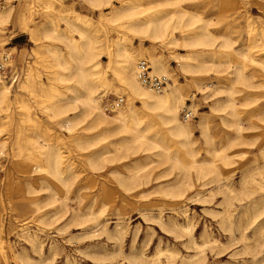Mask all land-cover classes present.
<instances>
[{"label": "rangeland", "instance_id": "374dc122", "mask_svg": "<svg viewBox=\"0 0 264 264\" xmlns=\"http://www.w3.org/2000/svg\"><path fill=\"white\" fill-rule=\"evenodd\" d=\"M61 1L64 7L73 4L76 11L61 18L44 6V0H12L10 16L0 25V52L12 55L19 74L13 84L0 78V84L9 86L10 91L0 106V142L5 143L0 154V264L264 262V0L130 3L143 13L164 8L168 12H185V19L199 14L193 28L205 25L208 39L213 42L212 53L198 52V48L190 53L183 46L166 48L154 44L155 55L168 69L167 82L177 84L185 94L184 101L192 104V109L180 106L178 117L192 125V148L198 159L209 158L213 149L225 145L227 137L235 136L221 120L227 110L224 105L227 78L233 77L238 67L246 79L236 82L232 92L244 134L227 149L230 157L226 164L217 163L203 178H198L193 170L189 177H183L178 186L184 190L181 196L172 194L176 193L180 177L178 168L171 167L158 155L144 157L138 143H130L128 151L116 156L109 153L96 156L104 145L111 148L113 142L131 134L96 139L98 129L89 128L88 119L80 114V104L61 101H73L81 95L82 88L74 81L73 68L69 80L57 78L63 70L53 65L50 51L61 50L65 55L66 40L45 37V29L53 22L58 33H64L80 52L81 37L75 25L88 24L86 28L101 50L100 67L106 70L104 74L109 80V86L98 90L105 104L117 97L110 69L117 63L114 57L113 62L109 61L106 50L114 52L117 37L121 40L120 49L138 47L140 43L139 36L126 27L128 17L111 15L112 9L124 0H112L102 9L93 8L86 0ZM175 36L179 37V32ZM225 38L233 50L219 53L218 50L223 51L219 44ZM152 44L148 38L142 41L145 52L141 59L149 65L151 56L147 49ZM243 52L250 58L240 63ZM188 54L192 56L187 58ZM185 61L200 68L196 72L185 71ZM120 95L126 104L127 96ZM47 97L53 101L60 99L64 111L53 116L45 110V105L52 101ZM216 101L219 106L211 110ZM130 102L140 106L137 98ZM185 109L192 111L190 119L182 118ZM76 116L80 118L72 120L73 127L68 130L65 118ZM200 119L202 125L198 123ZM156 129L171 137L165 125L159 124ZM207 135L212 138L211 145L205 141ZM79 136L87 143L77 144L75 138ZM15 137L21 138L19 158L14 156ZM171 138L176 142V138ZM49 145L62 156L64 178L37 170L31 159L38 146ZM135 165H144V169L131 180L129 172ZM214 173H220L222 181L228 182L237 197L232 200L231 233L226 222L221 223L227 190L211 177ZM53 209L55 214H51ZM241 227L247 235L245 241L239 239ZM244 243L251 248L246 249Z\"/></svg>", "mask_w": 264, "mask_h": 264}, {"label": "bare ground", "instance_id": "6f19581e", "mask_svg": "<svg viewBox=\"0 0 264 264\" xmlns=\"http://www.w3.org/2000/svg\"><path fill=\"white\" fill-rule=\"evenodd\" d=\"M86 1L93 8L102 9L103 6L111 4L112 0ZM132 1L133 0H124L120 6L114 7L112 9L113 12L111 13V15L116 17H128L126 27L132 33L138 35L140 41L138 47H133L131 49H120L121 40L117 37L118 39H115L116 48L114 49V52L106 50L109 61H112V57H114V62L117 63L116 66L110 67L111 74L114 76V80L117 85L115 94L117 96H121L120 94L125 93L127 96V103L123 104L122 102L120 106L114 109V113L106 112L104 109V104H102L100 99L101 96L99 95L98 90L100 87L109 86V80L106 79V75L104 74L106 70H102L100 67L99 55L101 54V50L93 37L90 35L91 31L86 28L88 24L83 23L82 26L75 25V28L79 31L81 37L80 52L77 50L72 41L67 36H65L64 33H58L56 25L53 22L50 23L49 27L45 29L44 35L45 37H62L66 40L65 55L61 53V50L53 49L50 51L53 65L60 67L63 70V72L58 74L57 78L59 80H69L68 76L71 73V68H73L75 70V73L73 74L74 81H76V83L82 88V93L79 97H75L73 101L65 102L64 100H61L63 101V104H80V114L82 115L83 119H88L89 128L98 129V132L95 135L96 139H105L108 136H116L125 132L131 134V137L123 136L119 138L120 140L113 142V147L111 148L104 145L102 150L99 151L96 156L100 157L105 153L116 156V154L119 152L128 151L130 147H128V145L130 143H138L140 145L141 151L144 153V157L149 158L152 155H158L168 162L171 167L178 168V175L180 177L176 182V193L172 194L181 196L184 190H180L178 186L181 182L180 180L183 177H189V172L193 170L196 172L198 178H203L209 173L208 170H212V168H214L217 163L226 164L230 157V153L227 149L232 147L236 140L241 138L244 134L242 131V126L238 123L239 111L236 108V103L234 102L232 92L236 82L241 80L243 82L246 79L243 77L241 68L238 67L234 69L235 75L233 77L227 78V97L224 101V105L227 110L224 115L221 116V120L225 127H228L235 132V136L227 137L225 139V145L220 148L213 149L214 151L209 158L198 159L196 157L197 151L192 148V125L190 122H188L189 120H180L178 117V110L180 106L192 109V104L187 105V103L184 101L185 94L182 93L179 86L175 83L171 84L166 82V85L160 91H154L144 86L137 77L136 61H139L143 57L145 47L142 45V41L148 38L153 42L151 47L147 49L151 56V64L149 67L152 70H150V73H160L165 76L169 74V72L163 60L154 53L155 43H158L160 46L166 48L183 46L188 48V52L190 53L192 50L197 48L200 49L198 52L210 51L212 53L215 51L212 50V47H214L213 42L208 39L209 34L205 25H201L198 28H193L194 19L197 20L199 14L193 15V19H185V12L177 10L168 12L164 8L149 10L143 13L144 11L135 9L136 5H130ZM3 3H5V6H3V4L0 7V25H2L9 18L11 9L13 7L12 0H4ZM44 6L56 13L58 17L61 18H65L67 14L76 11L73 4H71L69 7H64V4L61 0H44ZM176 32H179V37L175 36ZM219 46L223 48V51H217L219 53L226 54L228 53V50H233L232 45L227 42L226 38L222 40ZM172 53H174V51H172ZM240 55L242 59L239 61L240 63H242L244 59L250 58L249 54L246 52L240 53ZM191 56V54L186 55L187 58ZM251 60L253 61V59ZM193 66H197L196 69H192ZM198 68H200V65H192L188 61H185L183 65V70L185 71L196 72L198 71ZM191 79L195 78L191 77ZM197 79H201V77H198ZM117 88H120L121 90ZM9 92V86L1 83L0 106H3L2 104L5 103L4 101L7 98ZM132 98H137L140 102V106H135L132 102H130ZM48 99L51 98L49 97ZM59 102L60 99L57 101L52 100L50 104L45 105L44 108L45 110L50 111L53 116H56L60 114V112H63L65 108V106H61ZM219 104L220 102L216 101L210 106L211 110H216ZM140 110L144 113H139ZM79 118L80 117L78 116L74 118L66 117L64 122L65 127L70 130L73 127L72 120ZM157 118L159 119L158 121ZM198 123L202 125L203 119H200ZM159 124L165 125L166 130L171 135V137L177 139L176 142H174L171 137H165L162 132L156 129ZM202 132H205V128L202 129ZM26 139L29 141L27 137ZM14 140V143L17 145V150L14 156L19 158L21 154V147L19 146L21 138L15 137ZM205 141L208 145H211V136L207 135ZM75 142L77 144L81 143V145H83L84 143H87V140L79 136L75 138ZM4 144L5 143L1 140L0 154L2 153L1 147L4 146ZM82 148H84V146H82ZM28 150L30 149L28 148ZM35 151L37 153L33 154L31 159L35 163L37 170H44L52 176L59 177L60 179L64 178V170L61 167L62 156L60 155L58 149H54L52 145H49L46 147L38 146ZM206 152L209 153L210 150H206ZM93 157L94 156L89 158L91 162ZM102 161L105 160L103 159ZM142 169H144V165H135L132 171L129 172V178L131 180H135L138 176V173ZM220 176V173H214L211 177L223 185L227 190L223 208L225 217L223 220H221V223L226 222L227 230L229 233H231L233 231L231 222L232 200L234 197H237L233 195V190L230 188L228 182L225 180L222 181ZM121 184L123 185V182ZM164 193L166 194L167 192L164 191ZM36 209L38 210V208ZM55 213L56 209H53L51 214ZM185 229L189 231V227H186ZM246 236L244 233V227H241L239 230L240 241H245ZM244 245L246 249L251 248V246H248L245 243ZM253 254L254 253L252 251V255Z\"/></svg>", "mask_w": 264, "mask_h": 264}, {"label": "built area", "instance_id": "2783aa9c", "mask_svg": "<svg viewBox=\"0 0 264 264\" xmlns=\"http://www.w3.org/2000/svg\"><path fill=\"white\" fill-rule=\"evenodd\" d=\"M2 4L3 0H0V7ZM18 75V70L12 63V55L7 51L0 52V78L9 82V84H13L17 81ZM137 77L144 86L154 91L162 90L168 81V78L164 75L150 73L149 62L145 59H141L137 62ZM122 102L123 97L117 96L115 99L106 102L104 104V109L106 111H112L120 106ZM191 116V110L185 109L182 111L183 119H190ZM1 174L2 164L0 162V176Z\"/></svg>", "mask_w": 264, "mask_h": 264}]
</instances>
